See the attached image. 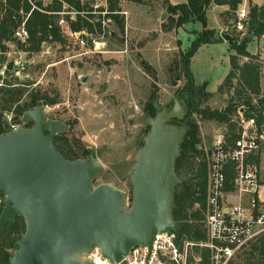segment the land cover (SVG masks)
<instances>
[{
	"label": "rangeland",
	"instance_id": "1",
	"mask_svg": "<svg viewBox=\"0 0 264 264\" xmlns=\"http://www.w3.org/2000/svg\"><path fill=\"white\" fill-rule=\"evenodd\" d=\"M112 1L113 5H120L122 9L127 10L128 16L125 18L117 15L123 21V32L114 21L106 26L105 52L77 55L80 48L62 35L61 42L44 41L39 52L31 55L18 50L11 42L5 54V64L9 60L19 62L23 55L25 61L32 63L31 67L38 65L42 70L38 68L28 70L30 67H26L17 72L11 70L5 73L4 64L0 66V82L19 80L31 83L30 88L56 91L59 94V101L49 106L46 112L51 113L55 120L63 124L64 133L71 142H78L80 147L88 151L83 158L88 157L100 165L101 171L92 181V187L102 183L113 184L122 192L128 206L133 191L130 175L149 130L148 119L156 115L154 110L152 116H146L144 107L147 102L156 101L167 111L177 108L176 119H181L188 110L187 101L197 93L198 86L205 84L204 89L210 95L201 103H198L197 98L195 105L199 108L208 106L211 109H223L233 90L229 93H220L218 86L230 69V58L235 49L224 39L201 44L188 63L193 85L188 91V78L182 71L181 53L189 50L197 33L204 28L203 23L189 21L176 27L169 20L170 16L166 12L163 0ZM170 1L179 3L185 0ZM263 1L247 0L245 4L247 16L251 4L259 6ZM79 2L82 9L83 4L80 0ZM240 8L241 5L234 13L235 19ZM162 14H165L163 19ZM234 16L231 14L224 16L227 19L225 26L219 16V23L223 27L222 31L228 30L238 35L240 39L243 34L234 28ZM54 20L56 25V15ZM80 23L82 25L80 28H84L83 20H80ZM95 23H98L97 17H93V23L87 25V30L98 35V27L93 25ZM216 23V13L210 9L206 15V26L210 28L216 26ZM245 28L247 29L246 23ZM213 29L220 34L219 29ZM246 49L257 58L260 65V88L264 93V35L253 37L246 44ZM247 59L240 57V64ZM176 74H179V79H175ZM13 78L17 80L13 81ZM192 116L199 119L195 112ZM242 117L244 118L243 108H240L233 116L236 122L235 131L239 129ZM198 124L201 140L199 147L207 161L208 193V167L213 142L217 133L226 131V126L213 120L200 119ZM261 133L263 139L259 142V148L249 156L248 162L255 164L253 156L259 157V164L255 165L264 179V130ZM206 202L207 195L203 219L200 222L203 237L193 239L177 235L175 240L181 251L187 241L196 243L205 238ZM4 203L5 196L1 195L0 212ZM195 207H199V204L196 203ZM13 223H18L21 228L24 226L23 219L20 218ZM11 224H5L7 230L11 229ZM258 238L259 236L245 246L233 260H241L244 249ZM204 252H207V264H211L210 251L196 244H192L188 249V264H202L205 260Z\"/></svg>",
	"mask_w": 264,
	"mask_h": 264
},
{
	"label": "water",
	"instance_id": "2",
	"mask_svg": "<svg viewBox=\"0 0 264 264\" xmlns=\"http://www.w3.org/2000/svg\"><path fill=\"white\" fill-rule=\"evenodd\" d=\"M220 36L235 45L231 34L221 31ZM245 36L251 37V31ZM31 66L23 55L20 63L5 64L16 72ZM153 107L156 115L148 119L149 130L130 175L128 206L113 184L92 187L99 164L61 154L54 138L65 127L48 118L43 107L28 109L18 129L0 133V195L5 196L0 226L16 217L25 226L9 264H94L90 253L95 247L118 262L136 246L151 249L157 234L179 232L172 217L180 181L174 165L186 128L172 123L177 108L167 111L156 101ZM81 252H87L85 261L76 257Z\"/></svg>",
	"mask_w": 264,
	"mask_h": 264
},
{
	"label": "trees",
	"instance_id": "3",
	"mask_svg": "<svg viewBox=\"0 0 264 264\" xmlns=\"http://www.w3.org/2000/svg\"><path fill=\"white\" fill-rule=\"evenodd\" d=\"M63 1L77 10L81 9L79 0ZM241 2L242 0H186L184 3L172 5L167 0H163L166 12L170 16L169 20L176 27L189 21H201L204 25L202 31L197 33L189 50L181 53L182 71L188 78V91L193 88L191 73L188 69L190 58L201 44L222 40L219 32L217 33L215 29L206 26L208 8L212 4L228 6L227 10L220 13L221 22L225 26L227 19L224 16L226 14L234 16ZM112 3L113 1L110 0V9L114 10L116 5ZM60 6L61 2L54 0L50 8L56 11L60 9ZM20 8L25 13L29 11L28 5L21 3L20 0H0V66H3L6 62L5 54L11 42L16 45L18 50L31 55L39 52L40 46L44 41L61 42L63 40L58 27L55 25L54 15H47L38 11H33L27 19L28 39L25 42L15 40L13 31L20 22ZM113 17L118 29L123 32L122 19L118 18L117 15ZM83 23V26L88 25L85 20ZM245 23L247 24L246 31H251V37H246L244 34L239 39L238 35L230 33L228 30L225 31L232 35L235 42V45L232 46L235 49V53L230 58V69L223 82L218 86L220 93H229L233 90L230 93L227 105L223 109H211L208 106L199 108L194 105L196 108L194 107L193 109V113L195 112L200 120H213L219 124H224L226 126L224 133L228 141H232L237 135V131H235L236 122L233 120V116L240 108H243L244 118L255 117L259 132L264 130L262 129L264 124V93L261 92L260 88V65L256 60L257 58L246 49V44L253 37L264 35V1L259 6L254 4L249 6V13ZM49 25L52 27L49 28ZM71 27L75 30L80 29L82 27L80 20L72 23ZM49 35L52 36L50 40ZM240 41H243V43L236 44ZM240 57L248 59L240 64ZM33 68L42 70L38 65L27 69L32 70ZM5 73H9V71H5ZM175 79H179V74H176ZM14 80L17 79L13 78ZM30 84L19 80L14 82L6 80L0 85V133L7 129L3 117L4 112H12L13 119L20 123L23 113L28 109L37 106L44 107L45 105L53 106L58 103L59 94L56 91L51 92L38 87L30 88ZM204 86L205 84L198 86L197 95L193 94L189 100H194L198 96V103H201L207 98L210 93L204 89ZM189 100L187 104L191 106ZM154 110L153 103L148 101L144 107L146 116H152ZM193 113L188 116L185 123L186 132L181 144V152L174 165V172L180 181L174 191L175 206L172 209V217L180 225L178 236L184 235L189 238L199 239L203 237L200 222L203 219L204 201L207 195V161L203 150L199 147L201 141L199 119L192 116ZM47 117L56 119L51 113H47ZM55 145L61 154L68 159L83 158L88 154V151L80 147L81 145L78 142H71L64 132L56 137ZM253 161L258 166L259 157L253 156ZM226 175L228 183L233 178V172L227 170ZM228 186L230 187V185ZM196 203L199 204V207H195ZM9 223H12L10 230H7L6 225L0 227V264H9V257L14 249L13 245L21 237L25 228L24 226L21 228L18 223ZM203 256L205 260L202 264H207V252H204ZM228 264H264V233L259 236L258 240L244 249L241 260L235 259Z\"/></svg>",
	"mask_w": 264,
	"mask_h": 264
},
{
	"label": "built area",
	"instance_id": "4",
	"mask_svg": "<svg viewBox=\"0 0 264 264\" xmlns=\"http://www.w3.org/2000/svg\"><path fill=\"white\" fill-rule=\"evenodd\" d=\"M29 7L25 13L19 10L20 22L13 31V38L25 42L29 37L27 19L33 11L47 15H56L59 32L68 41L80 48L77 55L105 52L104 40L106 26L114 21L115 15L127 18L128 12L116 5L110 9V0H80L83 8L75 9L63 0L59 10L50 6L54 0H20ZM82 16V17H79ZM97 17V34L87 30L88 26L78 30L71 24L85 20L88 25ZM245 7L238 10L234 28L245 34ZM115 22V21H114ZM52 26L49 25V28ZM92 27V25L90 26ZM52 38L51 35L48 36ZM73 56V55H72ZM71 56V57H72ZM74 57V56H73ZM45 111L48 105L43 107ZM6 130H16L21 125L13 119L12 112H4ZM263 134L259 132L255 117L241 118L236 137L227 140L224 132L216 134L208 167V193L205 210V238L199 242L187 241L181 251L176 243L177 233L157 234L151 249L136 246L118 262L104 257L95 247L90 258L94 264H188V249L196 244L210 251L211 264H228L251 241L264 233V179L255 164L248 158L259 148ZM227 170L233 172V178L227 183ZM230 185V187L228 186Z\"/></svg>",
	"mask_w": 264,
	"mask_h": 264
},
{
	"label": "flooded vegetation",
	"instance_id": "5",
	"mask_svg": "<svg viewBox=\"0 0 264 264\" xmlns=\"http://www.w3.org/2000/svg\"><path fill=\"white\" fill-rule=\"evenodd\" d=\"M17 63H20V61L19 62H17ZM5 71H11V70H8V69H6L5 68V70H4V72ZM13 71V70H12ZM2 84V82H0V85ZM198 98V96H196L195 98H194V100H189V102L191 103V106L190 105H188V110L185 112V114L183 115V118H181V119H176V118H173L172 119V123H175V124H177V125H179V126H185V123H186V121H187V119H188V116L191 114V113H193V109H194V105H195V101H196V99ZM31 125V123H26V126H30ZM61 133H58L56 136H55V138H54V142H55V139H56V137L57 136H59ZM17 218H20V217H16L15 218V220L17 219ZM7 223H9V222H6V223H4L3 225H5V224H7ZM2 225V226H3ZM2 226H0V227H2Z\"/></svg>",
	"mask_w": 264,
	"mask_h": 264
},
{
	"label": "crops",
	"instance_id": "6",
	"mask_svg": "<svg viewBox=\"0 0 264 264\" xmlns=\"http://www.w3.org/2000/svg\"><path fill=\"white\" fill-rule=\"evenodd\" d=\"M170 4H172V5H174V4H179V3H184V2H186V0L183 2H179V3H174V2H172V1H170V0H167ZM246 1L247 0H242V2H241V7H245V4H246ZM248 1H252V0H248ZM255 1V0H254ZM256 1H258V0H256ZM210 9H213L214 11H215V13H216V17H217V23L215 24L216 26H213V27H210V28H217V29H219L220 31H222V29H223V27H221L220 26V23H219V16H220V13L221 12H223V11H225V10H227L228 9V6H226V5H217V4H212V5H210V7L208 8V10H207V13H208V11L210 10ZM250 52V51H249ZM251 53H253V52H251Z\"/></svg>",
	"mask_w": 264,
	"mask_h": 264
},
{
	"label": "bare ground",
	"instance_id": "7",
	"mask_svg": "<svg viewBox=\"0 0 264 264\" xmlns=\"http://www.w3.org/2000/svg\"><path fill=\"white\" fill-rule=\"evenodd\" d=\"M76 257L78 259H80L81 261H85L87 259V252H81V253H78L76 255Z\"/></svg>",
	"mask_w": 264,
	"mask_h": 264
}]
</instances>
